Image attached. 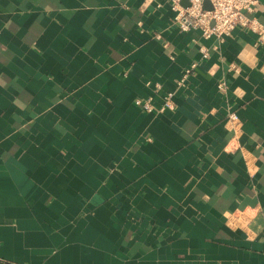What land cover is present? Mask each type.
<instances>
[{
	"label": "crops",
	"instance_id": "crops-1",
	"mask_svg": "<svg viewBox=\"0 0 264 264\" xmlns=\"http://www.w3.org/2000/svg\"><path fill=\"white\" fill-rule=\"evenodd\" d=\"M175 15L0 0V264H264V41Z\"/></svg>",
	"mask_w": 264,
	"mask_h": 264
},
{
	"label": "built area",
	"instance_id": "built-area-1",
	"mask_svg": "<svg viewBox=\"0 0 264 264\" xmlns=\"http://www.w3.org/2000/svg\"><path fill=\"white\" fill-rule=\"evenodd\" d=\"M170 3L171 9L175 12V22L180 31L200 30L204 39L215 37L218 41L229 36L236 28L251 32L258 36L259 41H264V27L255 17L260 0H165ZM185 1L187 6H183ZM209 3L210 9H204V2ZM202 58L208 55L204 48H201ZM196 64L186 68L176 85L184 87L188 77L192 74ZM219 90L224 89V84L218 85ZM173 94L167 93L159 108H155L150 98L136 99L135 106L146 113H162L174 109L172 100ZM230 123L236 124L238 118L235 114L228 117Z\"/></svg>",
	"mask_w": 264,
	"mask_h": 264
},
{
	"label": "water",
	"instance_id": "water-1",
	"mask_svg": "<svg viewBox=\"0 0 264 264\" xmlns=\"http://www.w3.org/2000/svg\"><path fill=\"white\" fill-rule=\"evenodd\" d=\"M182 5L187 6L185 1L182 2ZM203 6H204V9H210L209 3L207 1L204 2Z\"/></svg>",
	"mask_w": 264,
	"mask_h": 264
}]
</instances>
